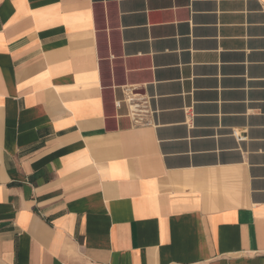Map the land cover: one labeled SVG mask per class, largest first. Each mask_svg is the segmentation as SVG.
Returning <instances> with one entry per match:
<instances>
[{"label":"crops","instance_id":"crops-1","mask_svg":"<svg viewBox=\"0 0 264 264\" xmlns=\"http://www.w3.org/2000/svg\"><path fill=\"white\" fill-rule=\"evenodd\" d=\"M0 264H264V0H0Z\"/></svg>","mask_w":264,"mask_h":264},{"label":"built area","instance_id":"built-area-1","mask_svg":"<svg viewBox=\"0 0 264 264\" xmlns=\"http://www.w3.org/2000/svg\"><path fill=\"white\" fill-rule=\"evenodd\" d=\"M132 88L126 89V103L131 107L133 114V119L136 125L146 126L149 125L151 117L155 112L152 111L150 99L142 97L140 94H137ZM120 105V103H119ZM233 136L239 141L243 142L242 138L237 132L233 133Z\"/></svg>","mask_w":264,"mask_h":264}]
</instances>
